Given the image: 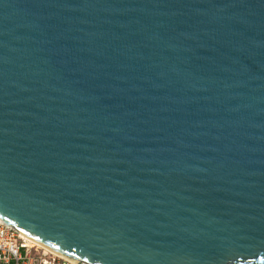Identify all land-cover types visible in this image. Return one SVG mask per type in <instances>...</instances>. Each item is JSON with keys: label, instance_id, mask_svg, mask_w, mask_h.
<instances>
[{"label": "water", "instance_id": "1", "mask_svg": "<svg viewBox=\"0 0 264 264\" xmlns=\"http://www.w3.org/2000/svg\"><path fill=\"white\" fill-rule=\"evenodd\" d=\"M0 220L90 264H264V0H0Z\"/></svg>", "mask_w": 264, "mask_h": 264}, {"label": "built area", "instance_id": "2", "mask_svg": "<svg viewBox=\"0 0 264 264\" xmlns=\"http://www.w3.org/2000/svg\"><path fill=\"white\" fill-rule=\"evenodd\" d=\"M0 264H90L28 242L18 229L0 220Z\"/></svg>", "mask_w": 264, "mask_h": 264}, {"label": "bare ground", "instance_id": "3", "mask_svg": "<svg viewBox=\"0 0 264 264\" xmlns=\"http://www.w3.org/2000/svg\"><path fill=\"white\" fill-rule=\"evenodd\" d=\"M22 236H23L28 242H30V243L36 244V245H38V246H43V245H41L40 243L36 242L35 240H33V239H31V238H29V237L23 235V234H22ZM46 248H47V247H46ZM54 253H55V252H54Z\"/></svg>", "mask_w": 264, "mask_h": 264}]
</instances>
